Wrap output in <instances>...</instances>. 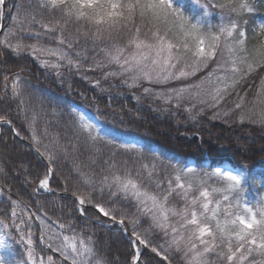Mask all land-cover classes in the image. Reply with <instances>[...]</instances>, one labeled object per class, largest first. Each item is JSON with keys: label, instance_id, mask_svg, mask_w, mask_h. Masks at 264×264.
Wrapping results in <instances>:
<instances>
[{"label": "snow or ice", "instance_id": "obj_1", "mask_svg": "<svg viewBox=\"0 0 264 264\" xmlns=\"http://www.w3.org/2000/svg\"><path fill=\"white\" fill-rule=\"evenodd\" d=\"M195 3L201 9V14L190 17L174 4V0H37L36 13L29 14L23 24L28 27L39 25L44 35L54 38L57 47L12 43L8 38L14 35L11 31L0 43L17 55L30 50L33 56L40 54L56 59V62L43 60L45 67L59 69L66 63L69 70H80L81 58L87 59V49L74 53L76 59L68 50L79 46L81 38L90 39L92 51L103 59L97 60L93 56L92 65L87 70L114 67L116 70L106 71L104 78L123 77L122 83L129 88L140 87L144 82L160 85L195 77L201 69L215 64L206 76L188 88L156 93L150 87L143 88L144 93L155 95L165 104L175 100L177 108L186 96L214 108L239 80L257 66H264V23L257 26L253 39L257 35L259 39L250 49L245 28L248 21L243 17L254 11L251 0H215V3L195 0ZM4 4L5 0H0V6ZM213 10H218L217 15L221 20L215 26L207 23V17L212 15ZM70 23L79 26L75 33L67 30ZM33 35L39 38L41 32ZM219 72L224 74L218 75ZM95 83L98 86L100 81ZM205 83L217 86L211 92H206ZM11 88L14 97H21L20 104L23 105L25 101L19 76ZM205 97L210 98L211 103ZM258 99L260 110L242 113L239 117L241 123L247 119L264 124V80L261 81ZM194 107L195 104L185 110L191 112ZM241 108L242 102L234 105V109ZM228 114L223 113L225 116ZM76 120L80 133L90 145L94 147L103 143L116 148L118 142L111 138L110 133L102 135L100 128L88 116L76 113ZM0 123L11 125L12 122L0 116ZM32 139L36 151L49 162L36 191L43 189L51 192V164L55 156L40 151L42 141L34 130ZM53 142L58 144V141ZM43 147L47 149L48 145ZM58 151L66 154L67 148L59 145ZM117 151L138 153L140 149L135 144L120 143ZM91 163L95 164L96 160L91 159ZM104 163L106 167L101 168L99 176L94 170L82 171L80 164H77L75 171L78 179L90 191H74L72 195L78 201L81 215L84 214L82 206L91 204L99 214L119 225L121 231L128 235L133 245L130 264H142L140 246L150 249L168 264H172L166 254L169 251L179 254L183 264H264V197L255 203L241 197L244 184L242 173L220 167L201 172L175 164L169 165V171L162 165L158 168L155 162L142 163L133 171L127 167V161L123 162V168L118 166L115 159ZM213 178H216V183H209ZM92 192L100 196L106 193L112 204L125 202L135 208V213L128 215L118 208H106L102 203H95ZM9 200L14 206L10 214L6 213L7 219L0 218V225L7 233L0 232V248L9 247L7 238L12 236L13 231L18 233L20 239L16 243L23 244L26 253V260L21 264H106L99 257L91 235L77 231L71 223H48L35 212L28 214L25 220L17 210L21 202L12 201L11 197ZM25 208L28 206L25 205ZM44 215L47 216V213ZM33 217L39 221L41 228L39 243L53 254L58 253V258L46 254L43 249L37 251V241L33 239L34 233L31 231ZM141 217L146 218L149 224L145 233L160 235L167 244L166 248L163 245L154 246L138 230ZM126 219L132 229L130 234L125 227ZM53 224H58L61 230L68 229L72 234L56 232ZM25 225L27 230L22 227ZM12 238L15 240V237ZM54 240L60 242L54 244L51 242ZM0 264H7L2 255Z\"/></svg>", "mask_w": 264, "mask_h": 264}, {"label": "trees", "instance_id": "obj_2", "mask_svg": "<svg viewBox=\"0 0 264 264\" xmlns=\"http://www.w3.org/2000/svg\"><path fill=\"white\" fill-rule=\"evenodd\" d=\"M251 2L254 11L243 17L248 21L245 28L247 46L250 49L259 39L258 35L253 39L257 26L264 23V0ZM36 4L37 0H7L2 28L3 8L0 6V41L11 31L14 35L8 38L12 43L57 47L54 38L44 35V30L39 25L28 27L23 24L29 14L36 13ZM174 4L190 17L201 14L195 0H174ZM220 22V17L215 13L207 17L209 25L215 26ZM77 27L79 26L70 23L67 30L75 33ZM35 32H41V36L36 38L33 35ZM92 48L90 39L81 38L79 46L68 50L73 59H76L74 53L87 49V59L81 58L80 61L82 68L69 70L65 62H61L65 66L59 69L43 65L42 61L46 59L56 62L54 57L40 54L33 56L30 50L17 55L0 43V116L12 122L11 125L0 124V218L7 219L6 213L10 214L11 207L14 206L9 200L11 197L12 201L21 202L17 210L25 220L28 214L35 212L49 223H71L77 231L92 236L98 255L106 264H130L133 245L120 226L99 214L91 204L83 205L84 214H80V206L72 193H88L90 189L78 179L75 171L77 164H80L82 171L94 170L98 176L101 168L106 167L104 162L110 159H115L121 168L124 167L123 162L127 161V167L133 171L142 163L152 162L158 168L162 165L169 171L170 164L181 168L192 165V168L201 172L230 165L244 176L241 192L244 200L255 203L264 197V124L247 119L241 123L239 119L242 113L248 114L252 110L258 112L261 108L258 92L261 81L264 80V66H257L253 72L239 80L235 88L229 90L214 108L189 100L187 96L177 108L175 100L171 104H165L155 95L144 93L143 88L150 87L154 93L188 88L187 84L198 83L214 68L213 65L209 64L208 68L201 69L194 78L191 77L183 84L179 80L160 85L144 82L140 87L129 88L122 83L123 77L104 78L106 71L116 70L114 67L87 70L92 65L93 56L97 60L103 59ZM17 76L20 77L22 98L25 101L23 105L20 104L21 97H14L12 94L11 85ZM97 80L100 81L98 86L95 83ZM208 102L211 103V100ZM237 102H242L241 109H234ZM193 104L195 107L191 112L185 110ZM79 107L97 117L103 131L101 134L110 133L111 138L118 142L116 148L103 143L93 147L88 143L77 127L76 110ZM225 112L229 114L223 115ZM33 130L42 141L40 151H47L55 156L51 164V192L43 189L36 191L49 162L36 151V144L32 139ZM125 138L139 139L141 146L137 147L140 152L117 151L118 145ZM53 141H58V144ZM43 145H48V148L45 149ZM59 145L67 148L66 154L58 151ZM114 152L116 154L113 157ZM90 158L95 159L96 163L92 164ZM91 194L95 203H102L106 208L115 207L128 215L135 213V208L125 202L112 204L106 193L104 196L96 192ZM173 201L179 204L175 198ZM25 205L28 206L27 209ZM140 219L138 230L145 238L154 246L163 245L166 248L167 244L160 235L145 233L149 224L146 218ZM53 225L64 234H72L68 229H59L58 224ZM22 227L27 230L26 225ZM125 227L130 234L132 229L127 219ZM31 231L34 233L33 239L37 241V251L43 249L46 254L58 258V253L53 254L39 243L41 228L34 217ZM9 238L13 243L10 252L14 256L8 257L7 264H12L13 261L21 264L26 260L24 245L16 243L20 237L15 231ZM140 247L142 264H168L150 249ZM166 254L172 264H183L179 254L171 251Z\"/></svg>", "mask_w": 264, "mask_h": 264}, {"label": "rangeland", "instance_id": "obj_3", "mask_svg": "<svg viewBox=\"0 0 264 264\" xmlns=\"http://www.w3.org/2000/svg\"><path fill=\"white\" fill-rule=\"evenodd\" d=\"M212 1L213 0H210V2L212 3ZM205 2H209V0H201V3H205ZM217 10H213V12L212 13H215V14H217ZM216 16V15H215ZM217 17H219V15H217ZM211 65H213L214 67H215V64H211ZM219 73H221V72H219ZM219 73H218V75H219ZM197 75V74H196ZM220 75H222V74H220ZM205 76V75H204ZM203 76V77H204ZM194 78V77H193ZM189 79H191V77L190 78H187V79H181V80H179V82L180 83H186L187 81H189ZM187 86L188 87H190L191 85H188L187 84ZM217 85H215V84H208V83H205V85H204V89H205V91L206 92H211L215 87H216ZM206 99H208V100H210V98H208V97H205ZM189 100H192V101H196L195 99H189ZM77 113H83V114H85L86 116H88L91 120H92V122L93 123H95L99 128H100V130H101V132H103L102 131V127H101V124H100V122L97 120V117L95 116V115H93L91 112H89L88 110H86L85 108H82V107H79V108H77ZM122 142H123V144H135V145H137V146H141L140 144H141V142L139 141V139H135V138H125V139H123L122 140ZM230 165H226V166H223L222 168L223 169H225V170H233V171H236V172H238V173H240L238 170H236V169H233L232 167H229ZM184 167H191L192 168V165H189V166H183V168ZM209 183H216V178H213L212 180H210L209 181ZM43 219V218H42ZM47 222V221H46ZM49 223V222H48ZM53 228H54V230L56 231V232H61L60 230H58V228H56V226H54L53 225ZM0 232H5L4 231V229H3V226L2 225H0ZM6 234V233H5ZM7 235V234H6ZM65 235H67V234H65ZM52 243H54V244H58L60 241L59 240H54V241H51ZM7 243H8V245H9V247H6V248H0V255H2V256H4L5 257V259H6V261L7 260H9V256L11 255V257L12 256H14V253L13 252H10L11 251V244H13L12 243V241H11V239L8 237L7 238ZM12 264H17L16 262L14 263V261H13V263ZM20 264V263H19Z\"/></svg>", "mask_w": 264, "mask_h": 264}, {"label": "water", "instance_id": "obj_4", "mask_svg": "<svg viewBox=\"0 0 264 264\" xmlns=\"http://www.w3.org/2000/svg\"><path fill=\"white\" fill-rule=\"evenodd\" d=\"M6 1H7V0H5V4L2 6V8H3V10H2L3 20H2L1 28H2L3 23H4V15H5V11H6V8H5V7H6ZM1 28H0V29H1Z\"/></svg>", "mask_w": 264, "mask_h": 264}]
</instances>
